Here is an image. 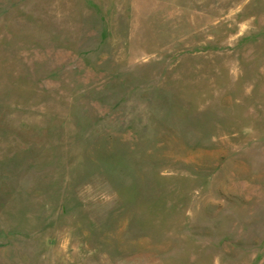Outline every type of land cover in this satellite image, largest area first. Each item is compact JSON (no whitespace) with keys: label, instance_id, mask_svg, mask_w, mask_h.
<instances>
[{"label":"rangeland","instance_id":"1","mask_svg":"<svg viewBox=\"0 0 264 264\" xmlns=\"http://www.w3.org/2000/svg\"><path fill=\"white\" fill-rule=\"evenodd\" d=\"M0 264H264V0H0Z\"/></svg>","mask_w":264,"mask_h":264}]
</instances>
